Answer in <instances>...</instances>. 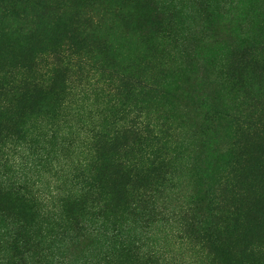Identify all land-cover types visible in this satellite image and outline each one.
Returning <instances> with one entry per match:
<instances>
[{
	"label": "trees",
	"instance_id": "16d2710c",
	"mask_svg": "<svg viewBox=\"0 0 264 264\" xmlns=\"http://www.w3.org/2000/svg\"><path fill=\"white\" fill-rule=\"evenodd\" d=\"M128 1L154 14L146 26H133L147 36L141 56L117 58L111 39L88 32L105 27L111 3L97 25L82 8L55 19L36 8L25 22L8 16L16 22L5 35L25 37L19 54L0 64V264H264V209L225 198L251 160L245 141L230 149L234 161L220 189L175 205L164 200L176 188L184 142L147 112L172 70L143 49L155 53L177 35L172 24H159L163 1ZM115 13L122 17L108 19L111 26L124 16ZM71 66L89 70L77 88ZM51 85L59 97L44 105L41 96L54 97ZM247 118L242 112L238 121ZM35 172H61L63 191L36 187Z\"/></svg>",
	"mask_w": 264,
	"mask_h": 264
},
{
	"label": "rangeland",
	"instance_id": "374dc122",
	"mask_svg": "<svg viewBox=\"0 0 264 264\" xmlns=\"http://www.w3.org/2000/svg\"><path fill=\"white\" fill-rule=\"evenodd\" d=\"M160 1L167 9L159 24H172L178 38L164 39L155 53L156 47L143 49L157 63L167 64L172 70L161 87L162 93L156 94L146 109L152 119L175 128L184 142L176 188L166 193L164 200L175 205L189 201L206 188L220 189V179L229 181L224 175L234 161L229 155L230 149L234 143L245 141L251 160L243 166L238 181L229 184L225 198L238 202L243 208L264 209V0ZM107 3L113 7L109 9L111 14L102 20L103 25L107 24L102 28L98 26L96 31L88 29V32L97 40L111 39L117 58L133 53L141 56L142 41L147 36L133 32V26L149 24L154 14L148 4L144 6L145 3L128 0H0V64L9 57V52L19 54L25 37L20 32L5 35L11 33L6 29L8 24L16 22L8 18L10 13L14 12L13 18L25 22L24 14L34 8L47 13L50 19H55L59 12L64 15L82 8V17H93L91 24L97 25L103 9L110 6H103ZM117 9L122 10L124 16L116 26H111L107 20L118 18ZM79 24L76 23V27ZM162 48H165L163 53ZM246 49L249 54L241 60L240 54ZM87 71L79 66L71 68L69 77L74 88L90 76ZM54 87L51 85L54 97L53 93L41 96L42 104L51 105L59 97ZM242 112L248 116L245 122L238 121ZM254 121L261 122L259 129L246 134L253 130ZM15 159L26 168L24 157ZM62 163L60 159L57 167L60 170ZM239 172L240 169L235 173L236 178ZM43 174L34 173L36 187L63 191L61 172L57 176ZM233 185L237 189L232 190ZM158 235L163 238V231ZM173 244L174 240H169L168 246L172 248Z\"/></svg>",
	"mask_w": 264,
	"mask_h": 264
}]
</instances>
